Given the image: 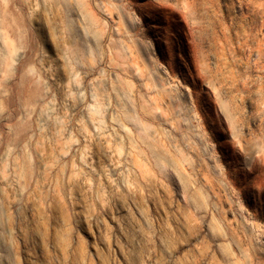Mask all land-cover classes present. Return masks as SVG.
Segmentation results:
<instances>
[{"label":"rangeland","instance_id":"rangeland-1","mask_svg":"<svg viewBox=\"0 0 264 264\" xmlns=\"http://www.w3.org/2000/svg\"><path fill=\"white\" fill-rule=\"evenodd\" d=\"M0 264H264V0H0Z\"/></svg>","mask_w":264,"mask_h":264}]
</instances>
